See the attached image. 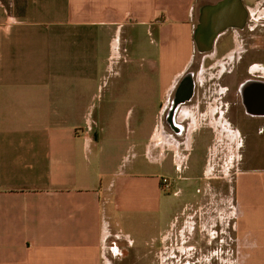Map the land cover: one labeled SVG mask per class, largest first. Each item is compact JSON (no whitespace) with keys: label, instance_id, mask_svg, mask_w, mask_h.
I'll use <instances>...</instances> for the list:
<instances>
[{"label":"crops","instance_id":"0c3cea01","mask_svg":"<svg viewBox=\"0 0 264 264\" xmlns=\"http://www.w3.org/2000/svg\"><path fill=\"white\" fill-rule=\"evenodd\" d=\"M220 1L0 0V264H119L163 235L162 178L188 167L199 126L185 110L174 135L165 103L200 9ZM136 26L159 59L135 53Z\"/></svg>","mask_w":264,"mask_h":264},{"label":"rangeland","instance_id":"374dc122","mask_svg":"<svg viewBox=\"0 0 264 264\" xmlns=\"http://www.w3.org/2000/svg\"><path fill=\"white\" fill-rule=\"evenodd\" d=\"M142 29L135 28V53L144 43L150 57L159 59L155 30L142 37ZM195 136L188 167L164 176L174 215L163 235L144 234L129 248L130 257L121 250L119 264H264V153L244 152L239 135L234 143L206 130Z\"/></svg>","mask_w":264,"mask_h":264},{"label":"flooded vegetation","instance_id":"af4514ba","mask_svg":"<svg viewBox=\"0 0 264 264\" xmlns=\"http://www.w3.org/2000/svg\"><path fill=\"white\" fill-rule=\"evenodd\" d=\"M248 18L249 12L242 26L220 30L209 47L194 41L165 103L164 122L177 137H184L187 110L199 123L196 132L231 143L239 135L244 152L264 153V20Z\"/></svg>","mask_w":264,"mask_h":264},{"label":"water","instance_id":"95a60500","mask_svg":"<svg viewBox=\"0 0 264 264\" xmlns=\"http://www.w3.org/2000/svg\"><path fill=\"white\" fill-rule=\"evenodd\" d=\"M247 14V8L242 0H222L215 5L203 6L194 29V41L196 44L203 42L209 47L215 35L223 28L242 26Z\"/></svg>","mask_w":264,"mask_h":264},{"label":"built area","instance_id":"2783aa9c","mask_svg":"<svg viewBox=\"0 0 264 264\" xmlns=\"http://www.w3.org/2000/svg\"><path fill=\"white\" fill-rule=\"evenodd\" d=\"M169 182H168V180L165 178V177H163L162 178V188L164 189V190H166L168 187H169Z\"/></svg>","mask_w":264,"mask_h":264}]
</instances>
